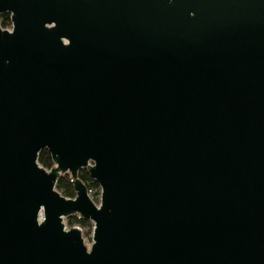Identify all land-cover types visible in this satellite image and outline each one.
Masks as SVG:
<instances>
[{"label": "water", "instance_id": "obj_1", "mask_svg": "<svg viewBox=\"0 0 264 264\" xmlns=\"http://www.w3.org/2000/svg\"><path fill=\"white\" fill-rule=\"evenodd\" d=\"M3 14L0 264H264V0H0ZM73 216L93 224L89 248Z\"/></svg>", "mask_w": 264, "mask_h": 264}, {"label": "trees", "instance_id": "obj_2", "mask_svg": "<svg viewBox=\"0 0 264 264\" xmlns=\"http://www.w3.org/2000/svg\"><path fill=\"white\" fill-rule=\"evenodd\" d=\"M0 25L4 29L10 28L11 23H10V17L8 14H3L0 16ZM39 163L40 165H42L44 168L48 170L54 167L51 156L49 152L46 150L40 153ZM79 178L87 186L88 192L96 191L98 195L100 194L99 185L89 177L88 173L85 170H82L79 173ZM56 188L66 198L75 197V192H74L73 185H72V179L70 175L68 174L62 175L59 178ZM67 222L69 226L78 225L80 227H88L91 229L93 227L91 222L85 221L84 219L77 217V216L70 217L69 219H67Z\"/></svg>", "mask_w": 264, "mask_h": 264}, {"label": "rangeland", "instance_id": "obj_3", "mask_svg": "<svg viewBox=\"0 0 264 264\" xmlns=\"http://www.w3.org/2000/svg\"><path fill=\"white\" fill-rule=\"evenodd\" d=\"M10 28H11V26H10ZM88 193H89V196H90L91 200L98 205L100 203V194L98 195L96 193V191H91V192H88ZM64 223H65L66 228L67 227L68 228L75 227V225L74 226H69L67 220H64ZM92 229H93V227H92ZM92 229L88 228V227H81L84 243L86 244V246H88V248L90 247V245L92 243V239H91V237H92Z\"/></svg>", "mask_w": 264, "mask_h": 264}, {"label": "built area", "instance_id": "obj_4", "mask_svg": "<svg viewBox=\"0 0 264 264\" xmlns=\"http://www.w3.org/2000/svg\"><path fill=\"white\" fill-rule=\"evenodd\" d=\"M9 29V28H8ZM75 227H77V228H79L80 230H81V227L80 226H78V225H75ZM67 229H69L68 227H67Z\"/></svg>", "mask_w": 264, "mask_h": 264}, {"label": "flooded vegetation", "instance_id": "obj_5", "mask_svg": "<svg viewBox=\"0 0 264 264\" xmlns=\"http://www.w3.org/2000/svg\"><path fill=\"white\" fill-rule=\"evenodd\" d=\"M9 15V14H8ZM10 17V16H9Z\"/></svg>", "mask_w": 264, "mask_h": 264}]
</instances>
